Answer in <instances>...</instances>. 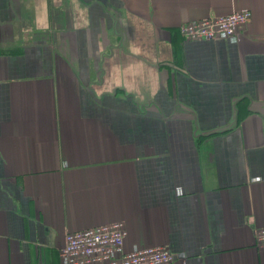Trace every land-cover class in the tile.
Returning a JSON list of instances; mask_svg holds the SVG:
<instances>
[{
	"label": "crops",
	"instance_id": "crops-1",
	"mask_svg": "<svg viewBox=\"0 0 264 264\" xmlns=\"http://www.w3.org/2000/svg\"><path fill=\"white\" fill-rule=\"evenodd\" d=\"M249 10L240 40L183 24ZM116 222L172 264H264V0H0V264Z\"/></svg>",
	"mask_w": 264,
	"mask_h": 264
},
{
	"label": "built area",
	"instance_id": "built-area-1",
	"mask_svg": "<svg viewBox=\"0 0 264 264\" xmlns=\"http://www.w3.org/2000/svg\"><path fill=\"white\" fill-rule=\"evenodd\" d=\"M251 18V11L237 10L225 16L183 24L180 33L189 41L238 42L243 27ZM126 237L123 222L69 233L60 255L64 264H172L175 260V256L163 247H145L127 252ZM255 237L257 246L264 248V228L257 229Z\"/></svg>",
	"mask_w": 264,
	"mask_h": 264
}]
</instances>
